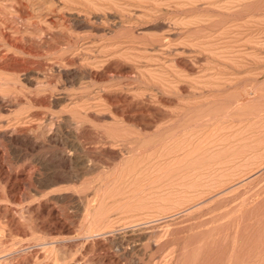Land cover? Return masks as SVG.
<instances>
[{
	"label": "rangeland",
	"instance_id": "rangeland-1",
	"mask_svg": "<svg viewBox=\"0 0 264 264\" xmlns=\"http://www.w3.org/2000/svg\"><path fill=\"white\" fill-rule=\"evenodd\" d=\"M0 264H264V0H0Z\"/></svg>",
	"mask_w": 264,
	"mask_h": 264
}]
</instances>
